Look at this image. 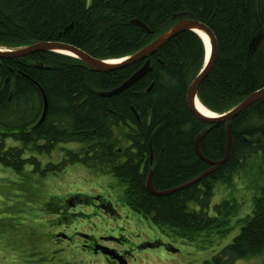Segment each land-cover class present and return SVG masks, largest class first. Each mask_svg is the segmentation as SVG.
<instances>
[{
  "label": "trees",
  "instance_id": "obj_1",
  "mask_svg": "<svg viewBox=\"0 0 264 264\" xmlns=\"http://www.w3.org/2000/svg\"><path fill=\"white\" fill-rule=\"evenodd\" d=\"M177 13L208 25L216 36L215 64L198 92L207 109L226 113L264 86V0H0V48L62 41L101 60L119 59L168 30L181 19L172 20ZM132 17L152 33L132 24ZM259 34L261 42L251 53V41ZM205 58L199 35L179 34L150 58L153 71L109 98L98 93L120 86L144 61L99 73L79 59L53 52L0 59V165L21 177L28 165L33 167L31 174L47 176L71 161L94 168L97 176H114L124 188L121 201L131 213L187 242L212 235L226 238L240 227L232 241L204 264H232L262 254L264 179L253 195L251 213L242 218L236 217V199L211 203L213 185L226 174L246 170L256 161L264 169V99L232 121L230 157L208 178L165 196L146 189L151 170L155 189L164 191L207 169L196 153L195 140L208 127L202 153L215 161L225 156L226 125L197 120L186 101L187 88ZM38 86L48 99L41 124L44 100ZM63 143L80 144V154L68 153L64 163L45 167L33 154L25 158L27 150L49 154Z\"/></svg>",
  "mask_w": 264,
  "mask_h": 264
},
{
  "label": "rangeland",
  "instance_id": "obj_2",
  "mask_svg": "<svg viewBox=\"0 0 264 264\" xmlns=\"http://www.w3.org/2000/svg\"><path fill=\"white\" fill-rule=\"evenodd\" d=\"M15 143L22 146L21 142ZM124 143L122 140V145ZM80 149L79 144L63 143L49 154L27 150L25 158L33 154L41 166H58L69 159L68 153L78 155ZM244 170L228 173L218 180L214 184L211 203L236 199L239 205L237 218L251 213L253 195L264 179V169L258 161ZM32 171L33 167L28 165L21 177L12 169L0 165V264H115L110 260L112 256L97 252V243L90 241L94 253L90 246L82 245V240L87 241L91 237L100 239L110 234L109 238H115V244L122 247L149 245L135 252L137 259H129L130 264H204L229 244L240 230L237 227L222 239L212 235L187 242L171 231L160 230L150 221L149 224L141 223L132 217L139 216L127 209L122 210L124 188L114 176H97L94 168L71 161L57 174L41 176L39 173L31 174ZM96 195L116 202L115 207L123 217L120 218L117 213H113L114 216L109 214V218L102 213L96 216L91 198ZM73 198H77L74 206L68 204ZM61 233L67 239L57 237ZM120 238L126 243L124 246L119 244L123 243ZM157 240L164 246H172L175 251H168L166 246H155ZM109 245L115 246L112 243ZM119 258L122 264H128L123 256ZM232 264H264V250L256 257L237 259Z\"/></svg>",
  "mask_w": 264,
  "mask_h": 264
},
{
  "label": "water",
  "instance_id": "obj_3",
  "mask_svg": "<svg viewBox=\"0 0 264 264\" xmlns=\"http://www.w3.org/2000/svg\"><path fill=\"white\" fill-rule=\"evenodd\" d=\"M184 16H185L184 13H181L175 16L176 18H181V19L177 20L172 25V27H170L168 30H166L161 35H159L157 38H155L151 43H149L142 49L138 50L137 52L133 53L132 55L129 56V58L125 60H107V61L99 60V59L91 57L89 54H87L86 52H84L83 50L77 47H74L68 44L59 43L57 41H38V42H33L27 46H23V47L16 48V49L0 48V59L25 58V57H29V56H32V55H35L41 52H56V53L69 52L72 54L71 55L72 57L81 60L88 67H90L91 69L99 73L116 72L128 66H131L133 64L145 61L144 65L137 72L131 75V77H129V79L125 83H123L121 86H118L115 89L110 90V91H100L98 93L100 97L109 98V97L117 96L123 93L124 91L128 90L133 85H135L138 81L145 78L147 74L151 72L153 69L150 58L154 56L164 45H166L168 42L173 40L179 34L185 31H192V32L197 33L198 35H199L198 31L204 33L209 38V41H210V45H211L210 57L207 61L208 63H206L203 70L189 84V87L187 89V94H186V101H187V105L190 111L193 113V115L196 117L197 120L203 123H206L208 125H216V124H222V123L226 125L227 136H228L227 150L222 160L212 161L204 157L200 150V144L202 140L204 139V137L211 130V127L204 129L196 137L195 149L199 157L202 160H204L206 163H208L211 166V168L207 170L205 173H203L201 177H199L198 179H192L191 181L186 182L172 189L158 191L155 189L153 185V170L149 172V176L146 181V189L153 195L165 196V195L178 192L180 190H183L185 188H188L196 184V182L200 180L202 177L213 173L217 169V167L224 165L228 161L230 157V153H231L230 149H231V143H232V121L240 113L244 112L246 109L251 107L253 104L264 99V88H262L258 90L257 92L246 97L235 108L231 109L229 112H226L223 115L215 114L213 116H208L198 110L197 105H196L198 101L200 102L198 98V92L203 82L207 79V77L210 75V73L213 70L215 60H216L217 42H216V38L212 30L209 28L208 25L202 22L196 21V20H190V19H185V18L183 19ZM131 22L145 29L148 33H152V31L142 21L137 20V19H132ZM262 36L263 35L259 34L255 38L260 41L262 39ZM37 66H39L40 68L44 67L43 64L39 65L38 63H37ZM34 83L37 85L36 82ZM152 87H153V84L148 88V91H150ZM39 90L41 91V94L44 100L43 115L39 121V124H41L46 118V115L48 112V100H47L45 93L41 89V87H39ZM152 163H153V154H151V158H150V164ZM57 237L66 238L65 234H58ZM99 249L102 250L103 253L107 254L108 256H112L114 259H117L120 262V258L118 257V255L115 254L114 250H111L108 247H102V246L97 248V250ZM120 264L122 263L120 262Z\"/></svg>",
  "mask_w": 264,
  "mask_h": 264
},
{
  "label": "flooded vegetation",
  "instance_id": "obj_4",
  "mask_svg": "<svg viewBox=\"0 0 264 264\" xmlns=\"http://www.w3.org/2000/svg\"><path fill=\"white\" fill-rule=\"evenodd\" d=\"M78 154H80V153H78ZM91 198H93L92 199V202H93L92 207H93V209H95L94 210V214L96 216H100L101 213H102L103 215H105L106 218H109V214L110 215H113V213H117V216H119L120 218L123 217L122 213L119 212L118 207L117 208L115 207L116 202H113L111 200H108L107 198H104V197L99 196V195L98 196L97 195L96 196H92ZM75 199L76 198H73V201ZM68 204H72V206H74V203L72 201H69ZM120 208L122 210H125L124 206L123 207H120ZM69 213H71V212H69ZM132 217H133V219H137L139 222L144 223L139 218H137L135 216H132ZM112 231H114V230L112 229ZM110 236H112V235L111 234L110 235H106V236L100 237V239L91 237V238H88L87 241L82 240V245L83 244H86V245L90 246L89 248H92V250H91V252H92L93 251V247H92L90 241H92L93 243L94 242L97 243L98 247H101V246H107L108 247V246H110L109 243H112L115 246L114 247L113 246H110V248L113 249V250H115L116 252L118 251L117 253L120 256H123L125 258V260L128 262V264H130V260L129 259H133V260L134 259H137V256H136L137 253H135V252H139V249L144 248V246L147 247L146 245H143L141 247H131V246H126L127 248L126 247H122L120 245H116L115 244L116 243V239L115 238L110 239L109 238ZM118 236L121 237V235H118ZM72 239L74 240V236L72 237ZM119 241L123 242V243H119V244H121L123 246L126 244L124 242L123 238H120ZM84 242H86V243H84ZM155 245L156 246H159V247H162V248H164L166 246L165 249H168V251L173 250V248L171 246H169V245H165L164 246V244H162V242H160L158 240L156 241V244ZM83 247H85V246L83 245ZM92 253H94V252H92ZM98 253L100 254L101 253V250H98ZM110 260L112 261V263L114 262L115 264H119L117 261H114L113 259H110Z\"/></svg>",
  "mask_w": 264,
  "mask_h": 264
},
{
  "label": "bare ground",
  "instance_id": "obj_5",
  "mask_svg": "<svg viewBox=\"0 0 264 264\" xmlns=\"http://www.w3.org/2000/svg\"><path fill=\"white\" fill-rule=\"evenodd\" d=\"M90 0H88V2H89ZM179 14H181V13H177V14H174L173 16H172V20H177V19H179V18H176L175 16H177V15H179ZM132 19H137V20H140V19H138V18H134V17H132L131 18V20ZM190 20H193V19H190ZM141 21V20H140ZM132 23V22H131ZM132 24H134V23H132ZM169 27H172V25H170ZM185 32H187V31H185ZM213 32V31H212ZM184 33V32H183ZM198 33H199V35L202 37V41H204L203 43L205 44V46H207V49H206V58H205V64L206 63H208L207 61H208V59H209V57H210V53H211V45H210V41H209V38L204 34V33H202V32H200V31H198ZM182 34V33H181ZM197 34V33H196ZM213 34H214V32H213ZM214 36H215V34H214ZM215 38H216V36H215ZM172 41V40H171ZM217 41V40H216ZM57 42H59V43H63V44H68V45H71V44H69V43H66V42H62V41H57ZM260 42L261 41H259L258 39H256L255 37L252 39V41H251V44H250V52L252 53V52H254V51H256V49H257V47H258V45L260 44ZM169 43V42H168ZM148 45V44H147ZM71 46H73V45H71ZM75 47V46H74ZM85 52V51H84ZM62 54H65V55H69V56H71L72 54L71 53H69V52H62ZM88 54V53H87ZM90 55V54H89ZM91 57H93V58H96V57H94V56H92V55H90ZM96 59H98V58H96ZM99 60H101V59H99ZM104 61H107V60H104ZM111 62V61H110ZM144 63H145V61H144ZM144 63H143V65H144ZM142 65V66H143ZM152 65V64H151ZM141 66V67H142ZM154 70V65H153V69H152V71ZM120 71V70H119ZM129 79V78H128ZM128 79H126V80H124L121 84H120V86L123 84V83H125ZM154 85V84H153ZM189 87V86H188ZM262 88H264V86L262 87ZM262 88H260V89H262ZM115 89V88H114ZM130 89V88H129ZM128 89V90H129ZM188 89V88H187ZM259 89V90H260ZM113 90V89H112ZM108 91H110V90H108ZM127 91V90H126ZM258 91V90H257ZM257 91H255V92H257ZM125 92V91H124ZM145 93H147L148 92V89L146 90V91H144ZM254 92V93H255ZM186 94H187V92H186ZM253 94V93H252ZM43 97V96H42ZM47 97V96H46ZM48 100V99H47ZM197 108H198V110L199 111H201L203 114H205V115H208V116H213V115H215L214 113H212V112H210V111H208L199 101L197 102ZM236 107V106H235ZM234 107V108H235ZM257 139H261L262 137L261 136H257L256 137ZM227 140H228V136H227V138H226V150H227ZM232 141H233V132H232ZM67 144H73V145H77V144H75V143H67ZM80 145V144H79ZM201 145V144H200ZM231 149H232V143H231ZM231 149H230V152H231ZM196 150V149H195ZM200 150H201V147H200ZM196 153H197V151H196ZM201 153H202V151H201ZM203 154V153H202ZM198 155V154H197ZM199 156V155H198ZM203 156L204 157H206L204 154H203ZM200 158V157H199ZM206 158H208V157H206ZM201 159V158H200ZM209 159V158H208ZM202 160V159H201ZM211 160V159H210ZM202 161H204V160H202ZM212 161H215V160H212ZM205 162V161H204ZM206 163V162H205ZM250 162H248V164H249ZM207 165H209L208 163H206ZM211 168V166L209 165V167L207 168V169H205L204 171H202L201 173H199L198 175H196L193 179H198L199 177H201L202 175H203V173H205L207 170H209ZM216 171V170H215ZM214 171V172H215ZM212 174V173H211ZM211 174H209V175H207V176H204V177H202L200 180H198L197 182H196V184L198 183H200L202 180H204L205 178H208ZM172 189V188H171ZM173 194V193H172ZM213 195H214V185H213Z\"/></svg>",
  "mask_w": 264,
  "mask_h": 264
}]
</instances>
